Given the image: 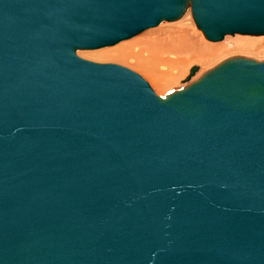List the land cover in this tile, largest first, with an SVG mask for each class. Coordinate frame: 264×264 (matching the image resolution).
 Segmentation results:
<instances>
[{
	"label": "water",
	"instance_id": "95a60500",
	"mask_svg": "<svg viewBox=\"0 0 264 264\" xmlns=\"http://www.w3.org/2000/svg\"><path fill=\"white\" fill-rule=\"evenodd\" d=\"M188 11L264 37L224 0H0V264H264V62L160 98L77 55Z\"/></svg>",
	"mask_w": 264,
	"mask_h": 264
},
{
	"label": "rangeland",
	"instance_id": "374dc122",
	"mask_svg": "<svg viewBox=\"0 0 264 264\" xmlns=\"http://www.w3.org/2000/svg\"><path fill=\"white\" fill-rule=\"evenodd\" d=\"M184 26L190 29L188 31L192 34L194 41L197 43V44H194L195 52H197V55H203L205 59L204 60L201 59L200 62L190 61L184 67H180V66H177L176 64H173L174 62L165 58L167 62H170L169 66H171V68L168 71L174 77L175 80L173 81L172 84L168 85L166 88L165 86L161 87L158 84L160 91H157L155 86L152 84V78L149 76V74H147L144 70L141 69L142 67L146 68L148 65L149 66L152 65L153 62L149 61L150 58H152V56L150 55L149 57H145V58L143 57L136 58L134 56L135 58H133V54L131 56L130 53L137 51V49H139V52H142V53L145 52L141 50L138 46L141 43H144V41L151 39V38H158L159 40L163 41L162 46L164 47L166 45L170 46V44L175 46L176 44H179V42L176 39V37L172 35V32L178 29H182V27ZM174 37H175V41L172 40V38ZM240 41H247V44L240 46L238 44ZM210 46H219V47L225 46V50H223L222 52L218 54L212 53L208 49ZM228 46H230L231 48ZM110 50H118V51L122 50L123 52L126 51L124 54L127 55L126 56L127 58L122 59L116 56L109 57L101 53V52L110 51ZM189 51H190V48H186L183 54H181L180 56H177V59L186 57ZM77 55L79 58L93 62V63L116 64V65L125 67L137 73L138 75H140L150 85V87L152 88V90L155 92V94L158 97L165 98L166 96L176 91L183 90L185 88V86L189 82L184 83L183 81L186 80V78L189 75L190 69L194 66H198L200 70L194 77H192L190 82H194L198 80L206 72L212 70L213 68H215L222 62L228 59H231V58L242 57V58H247L250 60L257 61V62H264V37L255 38V37H246V36L236 35V36H228L222 42H218V43L209 42L203 36L202 32L197 29L193 21L192 15L190 11H188L185 14V16L177 22L162 23L157 28L150 29L140 34L139 36L131 40L122 42L116 46L109 47V48H103L100 50H93V51H78ZM129 55L131 57H129ZM163 57H166V56H163Z\"/></svg>",
	"mask_w": 264,
	"mask_h": 264
},
{
	"label": "bare ground",
	"instance_id": "6f19581e",
	"mask_svg": "<svg viewBox=\"0 0 264 264\" xmlns=\"http://www.w3.org/2000/svg\"><path fill=\"white\" fill-rule=\"evenodd\" d=\"M190 30L188 27L184 26L182 29H178L172 32V35L176 37L179 44H176L175 46L170 44V46L166 45L165 47L163 45V41L159 40L158 38H151L144 43H141L138 47L145 51V52H139V49L137 51H134L131 54H133V58H140V57H149L150 55L152 58H150V62L152 61L151 66H147V70L145 67H142L141 69L144 70L149 76L152 78V84L155 86L157 91H160L158 84L162 87L165 86V88L172 84L175 80L174 77L169 73V69L171 66H169L170 62H167L165 58L168 60L174 62L173 64H176L177 66L184 67L188 62H195V61H201V59H205L203 55H197V52H195L194 44H197L192 34L188 31ZM166 33V32H165ZM204 36V35H203ZM175 37L172 38L173 41H175ZM249 37V36H246ZM242 40V39H241ZM242 43V44H241ZM240 46H243L247 44V41H240L238 43ZM230 45V44H229ZM230 47V46H228ZM186 48H190V51L186 57H182L180 59H177V56H180L183 54V52L186 50ZM231 48V47H230ZM251 48V47H250ZM249 48V49H250ZM212 53H220L223 50H225V46H210L208 48ZM128 51V50H127ZM126 51H118V50H110L101 52L105 54L106 56H116L118 58L126 59L127 55H125ZM146 53V54H144ZM129 55V57H131ZM135 56V57H134ZM166 56V57H163ZM147 59V58H146ZM137 61V60H136ZM146 62V60H145ZM166 62V63H165ZM147 64V63H145ZM141 66V65H140ZM146 66V65H145ZM145 68V69H144Z\"/></svg>",
	"mask_w": 264,
	"mask_h": 264
},
{
	"label": "snow or ice",
	"instance_id": "6c2138e0",
	"mask_svg": "<svg viewBox=\"0 0 264 264\" xmlns=\"http://www.w3.org/2000/svg\"><path fill=\"white\" fill-rule=\"evenodd\" d=\"M229 14L237 17H248L259 14L264 17V0H224Z\"/></svg>",
	"mask_w": 264,
	"mask_h": 264
}]
</instances>
